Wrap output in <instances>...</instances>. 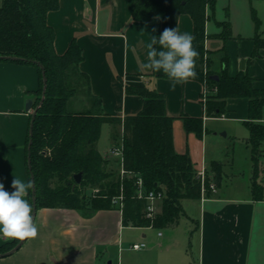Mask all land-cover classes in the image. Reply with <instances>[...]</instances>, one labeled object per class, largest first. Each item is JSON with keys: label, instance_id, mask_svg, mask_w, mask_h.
I'll use <instances>...</instances> for the list:
<instances>
[{"label": "crops", "instance_id": "0c3cea01", "mask_svg": "<svg viewBox=\"0 0 264 264\" xmlns=\"http://www.w3.org/2000/svg\"><path fill=\"white\" fill-rule=\"evenodd\" d=\"M219 1L214 8H207L206 49L214 53L213 68L220 69L219 51L225 47L227 73L234 77L246 70L256 79L254 87L264 89V49L248 64L259 34L257 22L252 19L253 29L249 25L251 32L245 33L235 24L232 11L224 19L218 17ZM228 1L232 6L233 0ZM133 9L134 0H59V8L47 15V23L55 31V50L64 54L76 39L84 57L80 68L89 75L91 91L102 100L106 114L125 117L141 111L142 97L127 95L125 85H146L165 94L168 115L202 119L200 135L188 132L183 121L176 119L174 144L178 153L189 152L198 172L205 170L216 192L183 200L186 216L163 230L124 226L122 212L115 207L97 211L40 208L34 221L36 238L27 239L14 254L0 258V264H264V198L253 195L254 165L245 125L249 100L229 98L225 115L208 117L204 83L190 79L172 88L163 71L145 70L147 44L152 36L158 38L162 33V19L154 16L135 21ZM226 20L232 38L224 42L219 23ZM178 30L193 35L194 21L189 14L179 15ZM39 87L37 66L0 61V183L8 192L14 191V177L30 180L27 142L32 111L26 109V103L29 99L35 103ZM105 125L97 148L111 161V149H123V127L110 124V135L105 138ZM114 130L117 139H113ZM242 148L245 168L237 166ZM260 150L264 170L262 145ZM117 156L121 170L122 155ZM213 162L222 165L219 175L212 170ZM8 240L0 235V245ZM136 243L147 246L136 250L132 247Z\"/></svg>", "mask_w": 264, "mask_h": 264}, {"label": "trees", "instance_id": "16d2710c", "mask_svg": "<svg viewBox=\"0 0 264 264\" xmlns=\"http://www.w3.org/2000/svg\"><path fill=\"white\" fill-rule=\"evenodd\" d=\"M218 0H134L132 19L148 21L154 16L162 19L165 28H178V18L189 14L194 21V47L199 52L196 59L197 78L208 91L205 114L222 117L227 113L229 98H247L249 116L245 125L249 129L248 146L251 148L254 172L252 190L256 199L264 198L261 181V153L264 142V89L254 87L256 79L248 71L236 76L227 73L228 54L223 47L219 52L220 69L213 68V56L206 49L207 8H214ZM59 8V0H0V57H16L18 64L35 65L39 70L40 87L35 98L39 106L33 124L31 168L34 179L37 209L59 208L94 211L113 208L112 200L123 196L122 223L124 226L152 227L157 230L171 228L186 216L182 206L185 199H199L202 183L189 152L175 149L173 123L181 119L188 132L202 133V119L186 114L170 116L166 111L165 94L146 85H125L127 95L143 99L141 111L117 117L106 114L102 100L93 95L91 81L80 68L83 51L76 39L67 51L59 55L55 50V31L47 23L50 11ZM221 39L232 38L229 20L219 23ZM255 47L248 64L260 57L264 38L257 33ZM47 87L45 98L43 69ZM206 70V72H205ZM217 75L218 80L212 78ZM163 77L168 78L165 74ZM210 94V93H209ZM82 98L81 108L77 100ZM75 106V107H74ZM104 124L122 125V172L109 170V161L99 152L97 145ZM113 139H117L114 136ZM216 175L222 171L219 162L212 163ZM82 174L77 183L74 176ZM141 180V188L138 181ZM209 181V180H208ZM33 184V182H32ZM86 188L93 190L89 197ZM161 193L160 205L152 217L147 215L150 201L148 193ZM141 194V195H140ZM33 206V187L29 191ZM116 208V207H115ZM20 240L10 238L0 245V254L14 248Z\"/></svg>", "mask_w": 264, "mask_h": 264}, {"label": "clouds", "instance_id": "9594fccd", "mask_svg": "<svg viewBox=\"0 0 264 264\" xmlns=\"http://www.w3.org/2000/svg\"><path fill=\"white\" fill-rule=\"evenodd\" d=\"M194 40L193 35L181 34L177 27L165 28L158 38L151 37L147 44L148 62L142 67L152 72L163 71L172 82V88L196 79V59L200 54L194 47ZM32 187L31 180L14 177L11 182L14 191L8 192L0 183V235L3 237L21 241L36 238L38 229L33 221V208L26 199Z\"/></svg>", "mask_w": 264, "mask_h": 264}, {"label": "rangeland", "instance_id": "374dc122", "mask_svg": "<svg viewBox=\"0 0 264 264\" xmlns=\"http://www.w3.org/2000/svg\"><path fill=\"white\" fill-rule=\"evenodd\" d=\"M228 0H220L218 2V17L224 19L225 15H228L232 11V18L235 21V24L238 25L239 28L243 29L245 33L251 32L253 29V22H257L259 27V33L264 37V0H233L232 6L229 5ZM227 19L230 20L228 17ZM253 19V22H252ZM249 25L251 26V31H249ZM215 92L211 91L209 95H213ZM81 102H83L82 98H78L77 100V108H81ZM75 107V106H74ZM264 114V110H263ZM108 125V126H107ZM116 130L113 132V137H116ZM110 135V124H106L104 127L103 137L108 138ZM120 147V144H119ZM264 148V143L262 144ZM261 157L262 151L260 150ZM245 148H242L237 153V166L240 168H245L246 166L245 159ZM111 157L113 158L109 161V170L112 172H121L118 166V156L113 153V149H111ZM264 166V162H263ZM264 174V170H261V175ZM261 180H264V177L261 176ZM209 180V179H208ZM210 181V180H209ZM86 194L89 197L93 196V190L90 188H86ZM160 205V199L155 202V208H158ZM157 230V229H156ZM9 241V240H8Z\"/></svg>", "mask_w": 264, "mask_h": 264}, {"label": "built area", "instance_id": "2783aa9c", "mask_svg": "<svg viewBox=\"0 0 264 264\" xmlns=\"http://www.w3.org/2000/svg\"><path fill=\"white\" fill-rule=\"evenodd\" d=\"M206 72V70H205ZM209 95V91L208 89L205 87L204 90V95H203V101L205 102L207 97ZM113 153L115 155H122L123 154V149H113ZM121 172L123 173V171L121 170ZM201 178V183H202V196L205 195L207 192H216V185L210 181H208V176L207 173L205 172V170H202L201 172H198ZM138 184L140 185V187H143V183L141 180L138 181ZM141 195V194H140ZM162 194L161 193H155V192H150L147 195L148 200L150 201V204L147 207V215L149 217H152L153 214L155 213L156 209L155 208V202L158 199H161ZM112 205L116 208H118L119 210L122 209L123 207V196H116L113 198L112 200ZM147 245L146 243H136L134 244L132 247L136 250H140L145 248Z\"/></svg>", "mask_w": 264, "mask_h": 264}, {"label": "water", "instance_id": "95a60500", "mask_svg": "<svg viewBox=\"0 0 264 264\" xmlns=\"http://www.w3.org/2000/svg\"><path fill=\"white\" fill-rule=\"evenodd\" d=\"M1 59H5V60H16L18 58L16 57H0ZM38 66H40V68L43 69V76H44V91H43V96H42V101L44 100L45 98V91H46V87H47V79L45 77V72H44V67L42 66V64H40L39 62H35ZM213 79L215 80H218L219 77L217 75H214L212 76ZM26 109L29 111L31 110L32 111V120H31V124H30V136L32 137L33 135V124H34V120H35V117H36V114L38 112V109H39V106L37 107H34V101L32 99H29L26 103ZM225 134V133H224ZM31 144H32V140L30 139V143H29V147H28V167L31 168ZM74 179L77 183H80L81 180H82V174L81 173H78L74 176ZM32 182H33V221H35V216H36V213H37V204H36V198H35V188H34V179L32 178ZM27 240V239H26ZM26 240H23V241H19V243L14 247L12 248L11 250L5 252V253H1L0 254V258H3V257H7V256H10L12 254H14L16 251H18L21 246L23 245V243L26 241Z\"/></svg>", "mask_w": 264, "mask_h": 264}]
</instances>
